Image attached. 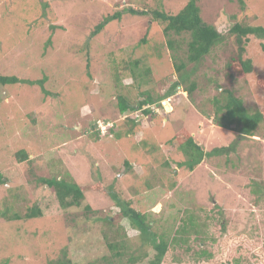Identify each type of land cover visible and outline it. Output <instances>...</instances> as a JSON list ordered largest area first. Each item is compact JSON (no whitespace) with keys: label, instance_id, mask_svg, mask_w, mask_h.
Returning <instances> with one entry per match:
<instances>
[{"label":"rangeland","instance_id":"obj_1","mask_svg":"<svg viewBox=\"0 0 264 264\" xmlns=\"http://www.w3.org/2000/svg\"><path fill=\"white\" fill-rule=\"evenodd\" d=\"M187 2L0 0V76L20 80L0 86V264L153 260L155 251L128 220L105 223L119 214L106 194L85 191L79 207L63 210L53 190L40 182L62 174L80 187L111 191L146 214L158 234L174 238L168 264L216 256L229 264H258L249 248L264 254V127L239 138L216 126L212 101L224 89L241 98L249 113L264 108V39L250 36L244 57L253 70L234 83L225 64L234 54L228 40L195 68L200 84L191 99L179 87L166 99L169 111L164 99L150 107V115L144 108L118 113V95L136 108L140 94L161 95L178 80L163 25L150 14L175 15ZM197 6L202 21L222 35L235 23L264 29V0H198ZM124 7L145 16L124 14L91 36L103 18ZM180 49L177 57L184 59L185 47ZM129 118L138 126L127 136ZM105 123L112 126L109 135ZM181 132L204 152L229 150L189 172L177 165L184 156L173 138ZM20 151L28 157L21 163L15 156ZM34 207L40 217L11 220ZM177 231L182 233L176 238ZM227 234L245 237L249 246L219 252L218 242Z\"/></svg>","mask_w":264,"mask_h":264},{"label":"trees","instance_id":"obj_2","mask_svg":"<svg viewBox=\"0 0 264 264\" xmlns=\"http://www.w3.org/2000/svg\"><path fill=\"white\" fill-rule=\"evenodd\" d=\"M198 0H188L186 5L177 14L171 15L166 14L161 11H154L150 14L151 18L163 25V35L166 38V45L170 52H172L171 60L173 62L178 80L171 82V85L164 91L163 94L158 93L150 94L149 91H145L140 94L142 100L136 104L134 108L126 97L123 95H118L117 98V108L120 115L125 114L128 111H134L135 109H142L144 115H150L153 113L151 106L155 108L160 106L162 100L169 99L175 94L177 89L180 87L183 93H186L187 98L191 99L193 93L199 88V84L196 77H193L194 70L197 66H201L204 58L208 57L210 53L224 42L231 40L234 54L229 57V60L225 63L227 70L232 75L231 81L234 83L236 78H242L250 74L253 70V64L250 59L245 58L246 46L249 43L250 36H255L257 38L264 39V29L261 27H252L248 25H242L240 23H235L226 35H222L217 32V30L208 24H205L200 17V10L197 6ZM128 14L133 16H145L144 12H138L131 7H124L120 11L116 12L112 16H107L98 23L92 35L98 34L102 29L110 22L114 20H119L122 15ZM173 37H177L176 40ZM181 46L185 47L183 52L184 59H179L177 57V51H180ZM139 61L134 62L136 66ZM193 66L187 69L188 66ZM186 70H189L186 73ZM204 77V76H203ZM214 82L213 80H210ZM20 80L13 76H0V86L15 85L18 84ZM30 83V82H26ZM43 81L40 80L37 84L43 90ZM217 92H219L220 86L214 82ZM264 87L263 84H260ZM221 97H214L212 104L214 107V122L216 126L231 130L238 134L239 138L242 137H252L254 132L259 126L264 127V108L260 111L249 113L244 107V103L241 98L234 96V94L229 90H221L219 92ZM167 107L166 111L170 110L169 105L165 102ZM127 119V118H126ZM126 122L129 124L130 129L127 130L126 135H133L134 130L137 128V119H128ZM107 124V125H106ZM106 125V134L112 131V126ZM97 122L93 125L95 128V133L93 134L98 138L100 136V128L97 126ZM173 141L177 143L178 151L184 156V160L177 165L180 168H185L187 171L192 172L195 167H197L204 159L210 158L212 156H218L223 153L228 152L229 147H222L213 149L209 152H204L201 146L197 145L192 136L186 132L178 133L174 136ZM16 158L18 162H24L28 157L23 151L16 153ZM124 166L129 167L128 162L124 163ZM40 182L52 189L60 207L65 210L71 207H79L84 199V192L93 190L106 194L116 207L119 208V214L115 217L116 220L111 221L110 218H105V223L114 224L117 220L126 219L130 225L138 231L141 238L150 245L155 251L153 260L149 264H168L170 255V246L174 242V238H166V234L157 233L156 228L153 229L151 226L147 215L138 212L137 210L130 207V203L122 201L120 197L112 193L111 191H105V189L99 186H85L80 187L77 185L73 178L67 174H62L59 177L48 178L40 180ZM3 184L2 176H0V185ZM89 210V208L87 209ZM41 216V211L37 208H31L23 217L19 215H14L11 220H22V219H32ZM5 219H8L6 217ZM152 223V221H151ZM183 230V229H182ZM182 231H177L175 237L177 238ZM183 236H186V231L183 230ZM219 252L223 253L226 248H241L248 247V243L243 236H233V235H222L220 241L218 242ZM109 249H115V244L108 243ZM254 249V254L258 259V264H264V254L256 250L253 246L249 248ZM117 255H119L117 253ZM119 257V256H116ZM136 259V258H135ZM134 259V260H135ZM132 261V259H131ZM59 264H70L69 261H61ZM198 264H229L226 258L223 256H216L215 260H210L204 262L203 260L198 262Z\"/></svg>","mask_w":264,"mask_h":264},{"label":"water","instance_id":"obj_3","mask_svg":"<svg viewBox=\"0 0 264 264\" xmlns=\"http://www.w3.org/2000/svg\"><path fill=\"white\" fill-rule=\"evenodd\" d=\"M165 102H166V101H163L162 104H163V106H164V109L167 110V109H166L167 107L165 106Z\"/></svg>","mask_w":264,"mask_h":264},{"label":"clouds","instance_id":"obj_4","mask_svg":"<svg viewBox=\"0 0 264 264\" xmlns=\"http://www.w3.org/2000/svg\"><path fill=\"white\" fill-rule=\"evenodd\" d=\"M164 101H166V102L168 103V101H167V100H164Z\"/></svg>","mask_w":264,"mask_h":264}]
</instances>
